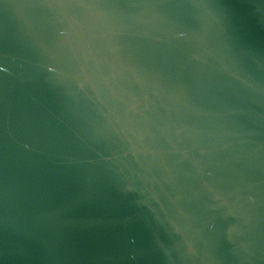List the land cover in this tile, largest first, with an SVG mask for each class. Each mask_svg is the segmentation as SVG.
I'll list each match as a JSON object with an SVG mask.
<instances>
[{"label":"water","instance_id":"obj_1","mask_svg":"<svg viewBox=\"0 0 264 264\" xmlns=\"http://www.w3.org/2000/svg\"><path fill=\"white\" fill-rule=\"evenodd\" d=\"M0 264H264V0H0Z\"/></svg>","mask_w":264,"mask_h":264}]
</instances>
